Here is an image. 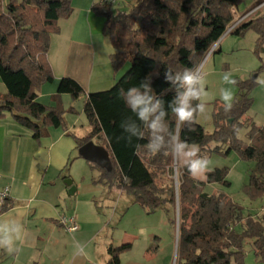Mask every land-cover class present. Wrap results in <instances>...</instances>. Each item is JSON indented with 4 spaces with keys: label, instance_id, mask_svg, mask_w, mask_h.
<instances>
[{
    "label": "trees",
    "instance_id": "1",
    "mask_svg": "<svg viewBox=\"0 0 264 264\" xmlns=\"http://www.w3.org/2000/svg\"><path fill=\"white\" fill-rule=\"evenodd\" d=\"M246 1L135 0L127 10L116 7L118 16L115 3L95 2L91 9L105 17L104 31L114 46L111 64L119 76L111 88L89 93L77 79L63 76L54 95L56 104L48 105L38 100L37 91L55 79L49 59L52 35L60 32L59 21L73 14L72 0H0V79L7 88L0 94V119L7 112L13 113L39 140L50 126L68 128L61 95L69 93L78 99L86 93L83 111L90 131L83 137L73 135L77 148L99 138L97 143L109 151L113 163L108 171L87 161L100 170L94 182L125 190L148 213L165 210L178 229L177 264H232L233 260L244 264L247 242L252 244L256 257L264 260V212L245 213V207L228 192L206 191L214 183L232 185L228 166L211 169L202 180L193 178L184 164L178 168V189L173 179L176 161L178 164L174 148L181 141L197 145L201 156L236 151L253 163L243 192L253 201L264 197V124L246 116L253 105L250 92L258 84L257 77L238 81L240 90L230 111H225L224 103H217L212 132L196 119L177 121L171 105L185 89L179 82L173 84L165 78L168 69L174 78L186 69L196 73L225 35H244L250 29L258 36L254 52L262 64L257 72L264 71V13L239 23L235 19ZM263 2L255 0L251 6ZM218 50L219 46L214 49ZM149 77L151 95L163 102L166 112L162 130L156 133L163 137L161 153L155 155L146 147L153 139L152 130L120 95L121 89L127 92ZM191 103L195 107L199 101ZM122 122L126 129L121 127ZM193 126L194 130H189ZM246 127L249 143L240 137ZM140 133L143 137L138 139ZM166 175L171 179L167 188L158 183ZM7 208L5 205L0 214ZM131 247L130 242L111 244L105 264H120L121 254Z\"/></svg>",
    "mask_w": 264,
    "mask_h": 264
},
{
    "label": "rangeland",
    "instance_id": "2",
    "mask_svg": "<svg viewBox=\"0 0 264 264\" xmlns=\"http://www.w3.org/2000/svg\"><path fill=\"white\" fill-rule=\"evenodd\" d=\"M91 1L72 0L75 13L73 14L80 21L82 19L85 20L84 25L87 29L86 39L89 42L87 49L88 53L92 52V54L90 53V62L94 61V59L95 63L103 60L111 62L110 55L114 52V46L110 36L104 31L105 17L93 11V15L91 16L93 22L90 21L88 23L87 13L84 11L87 5H91ZM134 1L117 0L114 2L115 8L117 7L121 11L127 10ZM254 1L247 0L240 5V9L235 13L237 23L241 22L245 17H256L264 13V2L257 6H251ZM117 8L115 11L118 16ZM242 11H244L243 14ZM256 36L257 33L253 29L248 30L244 35H225L221 39L222 41L220 40L219 43L215 44L214 49L219 46L220 50L214 51L213 49L214 52L208 53L195 73L205 86L198 101L206 105L205 114L197 113L196 120L207 131L212 132L214 130L213 112L217 103H224L221 99V94L225 89H231L234 97H236L240 90L238 81L251 79L255 75H257L258 81H264V71L257 72L262 61L254 52ZM54 47L55 50L58 49V46ZM93 54L95 56L92 57ZM122 72L123 70L120 73ZM225 73H230L236 83H226L223 79ZM49 85L50 83H47V86ZM97 85L94 84L91 88H87V90H91V92L106 90L111 88L114 83L112 80L108 81V79H104L100 86ZM200 86V84H197V88H200ZM86 96L87 94L84 93L78 99H68L64 107L66 110L64 113L66 123L77 124V132L81 137L86 136L90 131L87 117L83 112ZM250 96L253 98V105L246 116L257 124H264V83L258 82L252 88ZM71 106L75 110L70 111L69 108ZM245 131V128L241 130L240 137L245 139L246 143H249ZM98 139L95 138L93 140L97 143ZM74 157H79L74 164L73 172L77 182L81 183V187L79 192L72 197L75 200H79V193H81L82 197H84L80 202L82 211L92 210L96 212L101 217V222L93 221L86 226V229L79 237L68 239L67 244H69V248L64 254V258L67 259L66 262L75 260V264H105L109 256L107 247L116 239L125 236L126 232L130 231V228L133 230L134 228L141 227L142 234L135 241L134 247L121 254L122 264H177L178 234L175 225L171 222L170 216L165 212L147 214L144 218L134 214L132 207L129 208V205L132 204L127 203L129 194L126 191L122 194V191L115 190V196H112L108 192L110 186L94 182L99 177L100 170L92 167L87 160L80 157L79 150H77ZM206 158L209 160L210 169L224 166L230 168L228 178L231 180L232 185L227 189L229 194L245 207V213L262 214L264 212V199H262L261 203L255 200L252 201L242 190L245 183L247 184L249 181L247 171L252 162L242 159L236 151L228 155L213 153L210 157ZM176 159L178 160V164L176 161L175 169L177 172L173 175L174 183H176V178H178V168L185 164L183 163L184 159H178L177 157ZM72 179L74 178L72 177ZM158 183L160 186L167 188L171 185V179L167 175L162 176L159 178ZM213 190L214 188L211 185L206 187V191ZM175 215L177 216L178 212ZM155 235L158 237L157 240L154 238ZM149 237L151 238L150 241H148ZM155 247H158V249L153 250ZM245 247L246 256L244 264H264V260L256 257L254 248L250 242H247ZM232 264H236L235 260L232 261Z\"/></svg>",
    "mask_w": 264,
    "mask_h": 264
},
{
    "label": "crops",
    "instance_id": "3",
    "mask_svg": "<svg viewBox=\"0 0 264 264\" xmlns=\"http://www.w3.org/2000/svg\"><path fill=\"white\" fill-rule=\"evenodd\" d=\"M97 1L92 0L91 5L84 8L88 23L93 22L91 7ZM74 14L59 21L60 32L52 37L49 59L54 69L55 79L49 86L44 84L37 91L38 100L48 105L56 104L54 95L57 92L59 80L63 76L76 78L83 85L86 93L91 92L87 88H91L94 84L100 86L104 79L115 83L119 76L109 60L95 63L94 59L90 62L92 52L88 53L87 49L89 42L86 39L85 20L80 21ZM54 46H58V49L55 50ZM0 81L1 94H4L7 88L1 79ZM68 99H72L69 93L61 95L63 107ZM67 127L65 130L50 126L46 128L47 134L38 140L33 137V132L29 128L15 119L13 113L7 112L0 119V174L3 184L11 185V196L6 203L8 208L0 214V236L9 237L17 249L9 253L4 248H0V264H75V260L66 262L67 259L64 258L69 248L68 239L79 237L86 226L93 221L101 222V217L96 212L82 211L80 202L84 197L81 193H79V200L72 197L81 187V183L77 182L73 172L74 164L77 158L79 159L74 157L78 148L73 135H79L77 124L67 123ZM245 129L246 135L249 127ZM248 141L250 142L249 139ZM251 166L253 163L249 165V169ZM207 173L208 171L202 180L206 178ZM70 177L74 178L73 182L77 186L75 194H70L69 186L65 183V180ZM211 186L226 192H228L227 188H230L219 183L211 184ZM115 190L122 191V194L125 192L117 187H110L108 192L115 196ZM262 199L264 197L255 201L261 203ZM127 203L132 204L129 208L132 207L133 213L142 218L151 214L139 203H135L131 195L127 197ZM158 212L167 214L165 210H157L154 213ZM62 215L75 216L79 222V229L67 231L60 223ZM141 232V227L133 230L130 228L125 236L111 244L119 246L130 242L133 248ZM154 238L157 240L158 237L155 235ZM150 240L149 237L148 241ZM109 246L107 247L108 255ZM109 257L110 255L107 261ZM120 264H122V258Z\"/></svg>",
    "mask_w": 264,
    "mask_h": 264
},
{
    "label": "clouds",
    "instance_id": "4",
    "mask_svg": "<svg viewBox=\"0 0 264 264\" xmlns=\"http://www.w3.org/2000/svg\"><path fill=\"white\" fill-rule=\"evenodd\" d=\"M167 81L173 84L179 82L180 86L185 89L179 96L172 101V111L176 116L178 122L193 121L196 119V113L205 114L206 105L199 103L195 107L192 106V100H199L201 93L205 86L202 84L200 78L191 69H186L183 74L177 73L175 78L172 76L171 69L165 73ZM224 81L228 84H235L236 81L232 79L230 73H225ZM151 78H145L141 81L138 87H132L125 92L120 90V95L124 98L127 106L134 112L138 118L145 123V125L152 130L153 139L147 144V149L152 154L161 153L163 145V137L157 136L156 133L162 130V118L166 115L163 110V102L155 99L151 95L152 89L150 84ZM264 83V81H258ZM200 84V88L194 85ZM221 99L226 105L225 111L228 112L233 107L234 93L231 89H225L221 94ZM155 101V102H154ZM199 123V121H197ZM121 127L126 129L125 122H122ZM194 130V126L189 128ZM135 131V129H133ZM143 137L140 133L139 138ZM131 140V137H128ZM174 154L178 159L185 160V167L193 178H204V174L209 171V160L200 155L199 147L195 144H188L187 142H179L175 145ZM0 248H4L7 252L12 253L16 251L13 241L9 237L0 236Z\"/></svg>",
    "mask_w": 264,
    "mask_h": 264
},
{
    "label": "water",
    "instance_id": "5",
    "mask_svg": "<svg viewBox=\"0 0 264 264\" xmlns=\"http://www.w3.org/2000/svg\"><path fill=\"white\" fill-rule=\"evenodd\" d=\"M214 47L215 45L213 46L212 50L214 49ZM256 76L257 75H255V77ZM78 150H79V154L83 158H85L87 161L93 162L99 165L100 167L107 169L108 171H111L113 169V163H112L109 151L104 146L95 143L94 140H90L86 142L81 147H79ZM65 183L69 186L70 194H75L77 186L74 184L73 179L68 178L65 180ZM176 188L178 189V179L177 178H176ZM177 212H178V215H177V221H178L179 210ZM177 247H178V235H177Z\"/></svg>",
    "mask_w": 264,
    "mask_h": 264
},
{
    "label": "built area",
    "instance_id": "6",
    "mask_svg": "<svg viewBox=\"0 0 264 264\" xmlns=\"http://www.w3.org/2000/svg\"><path fill=\"white\" fill-rule=\"evenodd\" d=\"M109 1L114 3L117 0H109ZM230 30L231 29H229V31ZM10 196H11V185L3 184L2 175L0 174V210L6 205ZM60 223L67 231H75L79 229V222L75 216L62 215L60 217Z\"/></svg>",
    "mask_w": 264,
    "mask_h": 264
},
{
    "label": "bare ground",
    "instance_id": "7",
    "mask_svg": "<svg viewBox=\"0 0 264 264\" xmlns=\"http://www.w3.org/2000/svg\"><path fill=\"white\" fill-rule=\"evenodd\" d=\"M245 18H246V17H245ZM245 18H244V19H245ZM244 19H243V20H244Z\"/></svg>",
    "mask_w": 264,
    "mask_h": 264
}]
</instances>
